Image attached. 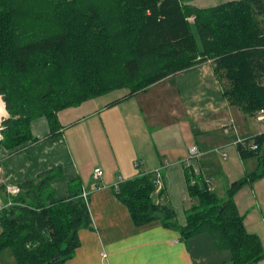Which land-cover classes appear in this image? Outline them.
I'll return each instance as SVG.
<instances>
[{"label":"trees","instance_id":"obj_1","mask_svg":"<svg viewBox=\"0 0 264 264\" xmlns=\"http://www.w3.org/2000/svg\"><path fill=\"white\" fill-rule=\"evenodd\" d=\"M207 62L229 106L249 116L264 109V0L209 8L182 0H0V96L9 115L0 125V146L17 150L37 142L31 123L38 118L48 120L53 142L61 137V112L127 90L117 104ZM253 145L258 148L250 150ZM236 150L242 159L256 158L258 169L232 183L226 200L184 165L190 202L184 226L160 202L166 191H157L154 173L120 182L115 196L135 227L161 221L184 241L208 234L229 252L227 262L258 264L262 240L247 231L235 196L264 178V133ZM61 173L18 185L15 196L0 180V254L12 251L16 264H65L81 246L80 230L95 229L90 196L85 200L78 188L68 199L56 197L52 184Z\"/></svg>","mask_w":264,"mask_h":264},{"label":"crops","instance_id":"obj_2","mask_svg":"<svg viewBox=\"0 0 264 264\" xmlns=\"http://www.w3.org/2000/svg\"><path fill=\"white\" fill-rule=\"evenodd\" d=\"M182 1L185 5L209 8L237 0ZM127 94L111 99L104 95L61 112V137L53 142L48 140V120H34L31 132L37 142L17 150L0 146V180L20 185L44 172L61 169V176L52 184L58 199L70 198L78 188L89 192L95 229L80 230L81 246L65 264H231L227 262L229 252L223 251L224 256L220 257L208 234L184 241L180 232L166 229L161 221L135 227L129 210L116 198L114 187L120 180L132 179L140 172L161 171L163 187L166 190L168 185L171 195L160 202L169 204L179 225L184 226L187 219L179 218V208L171 200L176 197L182 206L190 204L185 172L179 161L191 158L189 149L197 146L202 155L198 163L193 164L197 160L194 159L189 164L213 186L214 181L205 175L207 170L200 159L213 150L219 152L234 146L236 133L227 132V127L234 125L238 136L244 139L263 134L264 129L251 132L246 119L249 115L229 106L211 62L179 72L146 92L113 104ZM0 101L5 111L1 125L9 115L1 96ZM237 156L240 157L239 153ZM243 162L241 159L240 165ZM95 169L103 171L101 179H95ZM257 169L258 160L252 172ZM240 170L239 167L236 172ZM257 181L242 188L235 203L247 231L258 235L264 247L262 207L257 200H240L247 188L255 197ZM4 207L0 195V211ZM0 264H16L12 251L0 254ZM258 264H264V259Z\"/></svg>","mask_w":264,"mask_h":264},{"label":"rangeland","instance_id":"obj_3","mask_svg":"<svg viewBox=\"0 0 264 264\" xmlns=\"http://www.w3.org/2000/svg\"><path fill=\"white\" fill-rule=\"evenodd\" d=\"M126 94L128 93L127 90H118L115 92H112L111 94H107L105 95V97H107L106 99H111L114 98L116 96H120L121 94ZM244 115V113H243ZM246 115V114H245ZM256 116V115H255ZM249 121V129H251V132H255L257 130L260 129H264V123L259 124L256 120V117H252V116H246ZM245 121V120H244ZM232 134V133H231ZM236 135L234 136L233 141H235L236 139ZM227 154V157L224 158L223 155ZM237 151L235 146L230 147L228 149H222L220 152H215L213 150V152H211L210 154H206L202 159H200V161L204 164L207 172L205 173L206 176H208L209 178H212L214 181V184L212 186V189L214 190V192L217 194V196L221 199V200H226V192L229 189V187L232 185V183H234L237 180L242 179L243 177L246 176V174L252 172L256 166H257V160L256 158L253 159H243V164L240 165V157L238 158L237 156ZM247 160V161H246ZM171 161L173 163L178 162L174 159H171ZM190 162V158H188L185 161H179L178 165L182 168L184 166V164L188 163L189 165ZM198 163V159L196 161L193 162V164ZM239 167L241 168L240 172H236ZM236 172V173H235ZM139 175V174H138ZM121 178V177H120ZM122 181V180H120ZM118 182H119V178H118ZM257 186H256V191L257 193H255V197L252 195L253 193H251L250 188H247L243 193V195L241 196L240 200L243 201H256L260 204V206L263 209L264 212V178L259 179L256 182ZM186 186V185H185ZM168 188V185H167ZM166 188V198L167 195L170 194V191H167ZM172 200V204L177 205L179 208L178 210V214H179V218L180 217H185L186 218V211L189 208L188 205L182 206L181 205V201L178 198H174L171 197ZM168 201V200H167ZM260 215V214H258ZM1 232V229H0ZM214 241V240H213ZM216 246V244H215ZM217 248V246H216ZM217 253L220 254V257H223V251H216ZM226 252V251H225ZM219 254H216L215 256H219Z\"/></svg>","mask_w":264,"mask_h":264},{"label":"built area","instance_id":"obj_4","mask_svg":"<svg viewBox=\"0 0 264 264\" xmlns=\"http://www.w3.org/2000/svg\"><path fill=\"white\" fill-rule=\"evenodd\" d=\"M256 118L259 120V121H264V109L257 112L256 114ZM226 131H231L232 133H236V140L232 142V144L234 146H238L239 144H242L244 142V138L238 136V133H237V129L234 125H229L226 129ZM3 139V136L0 134V140ZM258 147L256 145H253V146H250L249 149L250 150H256ZM222 150V149H221ZM220 150V151H221ZM190 151V155H191V158H190V162L194 159H199L202 155V153L200 152L199 148L197 146H193L189 149ZM215 151V150H214ZM219 151V152H220ZM224 158L227 157V154L225 153L223 155ZM190 165V164H189ZM154 174L156 175V188H157V191L159 192L160 189L163 188L164 186V182H163V175H162V172L161 171H157V172H154ZM94 176H95V179H101L102 176H103V171L101 169H95L94 170ZM206 181V184L209 186V190L211 191L212 190V182L209 180V179H205ZM122 182V181H121ZM115 189L116 190H119V184H117L115 186ZM20 187L18 185H9L8 188H7V192L10 194V195H17L20 193ZM82 196L85 200H87L89 198V192H86V191H83L82 192ZM11 204V203H10Z\"/></svg>","mask_w":264,"mask_h":264},{"label":"bare ground","instance_id":"obj_5","mask_svg":"<svg viewBox=\"0 0 264 264\" xmlns=\"http://www.w3.org/2000/svg\"><path fill=\"white\" fill-rule=\"evenodd\" d=\"M4 115H5V111H4V108H3V104H2V102L0 101V118H2ZM0 120H1V119H0Z\"/></svg>","mask_w":264,"mask_h":264}]
</instances>
